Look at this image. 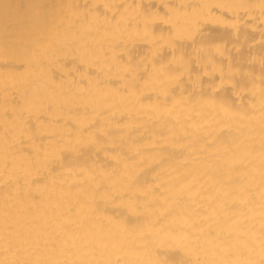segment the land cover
Masks as SVG:
<instances>
[{
	"label": "bare ground",
	"instance_id": "bare-ground-1",
	"mask_svg": "<svg viewBox=\"0 0 264 264\" xmlns=\"http://www.w3.org/2000/svg\"><path fill=\"white\" fill-rule=\"evenodd\" d=\"M0 264H264V0H0Z\"/></svg>",
	"mask_w": 264,
	"mask_h": 264
}]
</instances>
